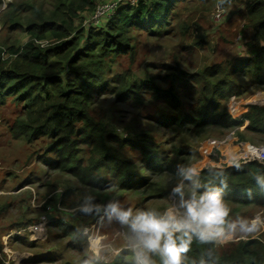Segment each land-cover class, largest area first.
<instances>
[{
  "label": "rangeland",
  "instance_id": "obj_1",
  "mask_svg": "<svg viewBox=\"0 0 264 264\" xmlns=\"http://www.w3.org/2000/svg\"><path fill=\"white\" fill-rule=\"evenodd\" d=\"M30 1L1 0L0 50L2 57L9 62L17 56L9 54L8 47L24 46L29 42V36L23 30L10 28L12 17L7 12L13 6L22 5L17 9L23 13L26 9L24 3ZM40 2L42 7L39 8L53 9L51 1L39 0L37 5ZM116 2L118 0L100 1L93 12L80 14L76 26L83 30L97 27L105 19L99 17L97 22L98 9ZM167 20L165 32L157 38L141 30L132 31L136 52L112 62L108 73L112 83V75L130 72H134L138 80L161 82L165 75L162 70L164 64H178L188 73H197L217 64L228 67L230 71L236 61L250 57L249 43L254 31L246 18L245 0H218L208 4L185 0L174 4ZM200 36H205L201 47L196 45ZM36 42L42 48L51 44L49 41ZM232 77L243 95L233 96L225 102L228 113L232 100L247 106L264 107V84L238 73H233ZM110 88L104 91V86L96 85L88 92L90 113L103 124L107 136L133 139L136 134L146 132L159 145L164 156L172 154V148L182 149L176 171L153 172L146 168L139 152L111 142L113 154L133 162L139 173L149 181L128 191L121 190L110 173L103 170L98 174L106 182L103 188L82 187L74 177L53 169L50 162L55 157L46 156L52 143L49 136L31 142L12 137L9 125L20 109L8 100L7 105L0 108V264H123L124 260L135 259L142 250L137 248L133 239L132 222L143 211L163 215L171 208L177 216H183V205L194 193L184 183L190 175L200 173V147L206 140H223L233 134L237 139L234 145L249 143L264 147V135L246 132L249 123L230 130L211 126L202 135L191 127H165L163 122L176 115L166 105L149 99V95L142 103L122 101L111 93ZM188 88L181 89L186 104L182 112H186L191 103L189 92L194 93ZM243 117H238L237 122L242 123ZM239 134H244L246 140L241 139ZM238 154L239 151L233 153L231 159L224 158V165L236 163ZM184 161L187 167L182 164ZM157 190L168 194L158 198L161 191ZM224 203L230 209L228 224H236V229L226 224L225 235L216 237L220 251L231 243L264 235V207ZM113 204L120 211L132 210L128 223H123L118 214L111 211L109 206ZM86 206L91 211L85 212L83 209ZM257 218L262 222L257 231L245 233L239 230L241 221L250 222ZM61 222L72 226L68 232L71 235L63 232ZM40 224H44V230L33 232ZM229 235L232 236L230 240L226 239ZM96 241L99 244L94 249L92 245ZM143 255L153 264H161L158 253L146 252Z\"/></svg>",
  "mask_w": 264,
  "mask_h": 264
},
{
  "label": "trees",
  "instance_id": "obj_2",
  "mask_svg": "<svg viewBox=\"0 0 264 264\" xmlns=\"http://www.w3.org/2000/svg\"><path fill=\"white\" fill-rule=\"evenodd\" d=\"M38 1L24 3L23 13L17 9L22 5L7 12L12 17L10 28L23 30L29 42L22 47H8V53L17 56L12 62L4 59L0 50V108L12 100L20 109L9 125L12 137L31 142L49 136L52 143L46 156L55 157L50 162L53 169L74 177L82 187L103 188L106 182L98 176L103 170L110 173L121 190L128 191L149 181L133 162L113 154L111 142L139 152L146 168L156 173L176 171L183 154L182 149L172 148V154L162 155L159 145L146 132L136 134L133 139L107 136L103 124L89 110L88 92L96 85L104 86V91L111 87V93L122 101L142 103L149 95V99L163 103L176 114L163 122L165 127H191L202 135L211 126L230 130L248 121L246 132L264 135V107L249 105L242 123L233 120L225 108L231 97L243 95L233 73L264 84V0H245L246 18L254 31L249 43L250 57L236 61L230 71L217 64L188 73L178 64H164L161 82L138 80L130 72L112 75L113 83L108 76L112 62L136 52L132 31L141 30L152 38L162 36L171 8L185 0L119 4L97 27L84 30L76 26L80 14L93 12L104 0H48L53 5L49 11L39 8L42 2L37 5ZM196 1L208 4L218 0ZM204 39L205 36H200L196 45L201 47ZM36 41L51 44L42 48ZM183 87L194 90L189 92L191 103L186 112H182L186 105ZM239 135L246 140L244 134ZM182 164L187 167V162ZM184 185L198 195L218 191L223 201L264 207V165L258 162L208 168L190 175ZM157 191H161L158 198L168 194ZM60 226L65 234L71 235L68 233L71 225L61 222ZM159 261L162 264L161 257ZM123 264H136V260H124ZM182 264H264V235L231 243L220 251L216 238L202 241L192 233L189 250L182 253Z\"/></svg>",
  "mask_w": 264,
  "mask_h": 264
},
{
  "label": "clouds",
  "instance_id": "obj_3",
  "mask_svg": "<svg viewBox=\"0 0 264 264\" xmlns=\"http://www.w3.org/2000/svg\"><path fill=\"white\" fill-rule=\"evenodd\" d=\"M179 190V189H178ZM113 213L118 214L123 223H128L132 216V210L120 211L113 204L109 206ZM183 216H177L169 208L163 215L155 211H143L132 222L133 239L138 252L136 264H153L142 253H158L162 258V264H182V253L189 250L191 234L196 233L202 241H208L225 235V226L236 229V224H228L227 217L230 209L224 203L218 191H208L197 196L193 193L192 198L183 205ZM91 211L90 207L83 209ZM262 222L259 218L249 221H241L239 230L245 233L257 231ZM176 233L182 235L177 236ZM187 238V239H185ZM226 239H232L229 235ZM99 241L94 242L92 247L96 249ZM98 254V249H97Z\"/></svg>",
  "mask_w": 264,
  "mask_h": 264
},
{
  "label": "built area",
  "instance_id": "obj_4",
  "mask_svg": "<svg viewBox=\"0 0 264 264\" xmlns=\"http://www.w3.org/2000/svg\"><path fill=\"white\" fill-rule=\"evenodd\" d=\"M128 2V5L134 6L139 1L137 0H118V2L109 5L100 7L97 11L96 19L98 22L99 17L105 18L107 15L111 14L119 4ZM100 23V22H99ZM232 104L229 105L230 115L233 120L237 121V118L244 116L248 112L247 104L236 103L235 100L231 101ZM243 105H246V108H242ZM248 121H245V125L248 124ZM244 125V126H245ZM243 126V127H244ZM237 139L234 138L233 134L227 136L223 140H206L200 147V154L202 157V162L199 167V172L208 169V168H232L239 167L240 165L258 162L264 165V147L253 145L249 143H239L234 145V142ZM239 151L237 159L238 161L231 165H224L226 160L231 159V155ZM213 158V160H212ZM215 161V162H212ZM44 224L37 225L33 232L38 233L44 230Z\"/></svg>",
  "mask_w": 264,
  "mask_h": 264
}]
</instances>
